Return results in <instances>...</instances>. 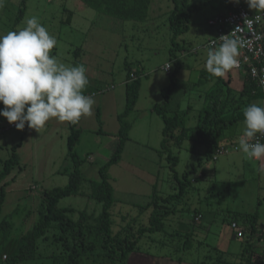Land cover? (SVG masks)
I'll return each instance as SVG.
<instances>
[{"label":"rangeland","instance_id":"1","mask_svg":"<svg viewBox=\"0 0 264 264\" xmlns=\"http://www.w3.org/2000/svg\"><path fill=\"white\" fill-rule=\"evenodd\" d=\"M189 2L194 7L188 30L174 37L167 19L173 8L169 0H151L144 22L108 16L80 0H5L0 8V35L18 31L26 26L28 18L36 17L57 40L50 56L65 66H85L89 84L83 94L95 103L92 115L81 117L78 123L52 118L38 132L27 126L23 130L10 128L0 117V172L8 159L16 156L18 161L9 174L0 176V187L5 184L0 220L5 218L11 224L5 231L0 230V264L7 263L20 245L21 233L38 219L43 193L67 184L73 170L67 148L70 124L79 131L74 151L83 159L78 168L84 178L79 192L90 193V181L99 180L98 169L117 143L127 72L129 78L138 77L140 81L136 104L124 118L131 126L128 140L119 162L107 171L114 199L110 210L112 232L128 221L135 228L146 226L155 196L176 194L179 187L172 174L182 180L186 173L190 183L169 205L172 212L164 219L163 230L146 233L137 244V254L157 258L159 264L168 260L172 264H246V256L241 253L251 218L256 217L253 223L257 229L264 228V157L254 161L242 151H230L216 159H205V146L195 141L196 135L190 130L180 148L170 149L178 157L171 171L167 155L160 148L163 122L153 105L161 103L160 90L171 83L169 75L175 61L179 63L178 78L190 83L201 80L177 105L179 110L190 107L186 127H194L204 102L206 79L201 73L207 72V53L219 48L208 47L213 33L206 22L221 1ZM176 44L184 47L170 50ZM165 64L170 66L169 72L164 70ZM147 205L151 206L145 208ZM100 207L84 195L64 197L57 203L58 209L72 208L69 216L73 219L79 211L98 213ZM196 214L199 218L194 221ZM248 216L251 218L246 221ZM184 227L193 229L190 237L183 235ZM238 230L243 233L241 237L237 236ZM51 234L37 241L34 259L16 264H67L57 244L51 242ZM253 248L250 254L256 260L259 251L255 244ZM94 254L83 256L79 264H100L101 259Z\"/></svg>","mask_w":264,"mask_h":264},{"label":"trees","instance_id":"2","mask_svg":"<svg viewBox=\"0 0 264 264\" xmlns=\"http://www.w3.org/2000/svg\"><path fill=\"white\" fill-rule=\"evenodd\" d=\"M80 1L88 7L108 16L132 22H144L148 18L151 2V0ZM169 1L172 2L173 8L169 12L167 19L172 33L176 37L178 34L185 33L188 30V22L194 4H190L189 0ZM219 1L221 3L217 7V14L215 15L225 14L228 10L232 9L231 5L226 4L224 0ZM21 13L22 9L19 11V17ZM176 47H184V45L176 44L170 50ZM178 68L179 63L176 60L175 67L169 75L171 83L160 90L161 103L153 105V111L161 117L163 122L160 148L167 155L166 160L171 171L174 170V166L178 163V157L172 155L170 149L172 147L180 148L183 141L189 137L190 130H193L196 135L195 141L205 146V159H213L216 150L220 147L217 137L223 128L238 118L236 114L238 109L237 102H251L258 90L261 97L260 89L250 78L246 69L244 87L239 93H234L220 77L209 75L208 77L214 82L204 95V106L198 114L197 123L194 127L187 128L186 116L189 113L190 107L179 110L177 105L186 91L198 86L201 80L194 83L181 80L177 77ZM207 73L203 71L201 77L205 78ZM139 81L138 77L129 78V73L127 72L124 110L118 114L120 126L117 131V143L108 160L98 169L99 180L90 181L91 190L88 194L79 192L84 178L78 172V168L82 165L83 159L79 158L74 151L79 131L74 130L70 124L71 133L67 137V148L69 158L73 164V170L69 173L68 182L63 187L53 188L43 193L38 208V219L27 231L21 233L19 239L20 245L16 252L7 258L6 264H16L27 259H34L33 253L37 248V241L46 240L49 232H52L51 242L57 244L60 252L66 258L67 264H79V260L90 253H95L94 255L101 259L100 264H127L130 254L139 253L137 244L146 233H156L163 230L164 219L172 212V208L169 205L183 195V186L186 183H190L186 173L182 174V180H179L176 173L172 174L173 180L177 182L179 187V191L176 194H169L164 197L155 196L153 205L151 204L154 210L146 226L141 225L135 228L132 221H128L116 233H113L111 230L110 210L114 199L113 189L107 181V171L111 165L119 162L124 144L128 140V131L131 126L124 118L133 110L136 104ZM226 113H231V115L226 116ZM16 158V156H13L4 163L0 176L3 175L4 177L10 173L13 164L18 163ZM4 185L0 187V206L4 201ZM83 195L101 205L98 213L82 210L78 212V217L73 219L69 216L74 211L72 208H57V203L60 199ZM151 205H147L145 208ZM197 217L199 218L196 214L194 221L198 220H196ZM249 218L251 217L248 216L245 220L248 221L250 220ZM251 219L253 221L249 223V227L246 230V242L242 247L241 254L242 256H246V264H261V246L259 242L261 229H257L254 226L255 223L253 222H255L256 217L253 216ZM10 225L5 218L0 220V230L5 231ZM54 230L56 233H54ZM192 234L193 230L183 233V235L189 237ZM183 243L186 244L187 241ZM254 244L259 251L256 260H253L250 254V251H255L253 248Z\"/></svg>","mask_w":264,"mask_h":264},{"label":"clouds","instance_id":"3","mask_svg":"<svg viewBox=\"0 0 264 264\" xmlns=\"http://www.w3.org/2000/svg\"><path fill=\"white\" fill-rule=\"evenodd\" d=\"M245 2L259 13L254 20H247L249 26L264 18V0ZM4 3L0 0V8ZM25 24L18 31L0 35V117L18 130L27 126L38 132L52 118L76 124L81 117L91 116L95 100L83 94L89 84L85 66L59 63L50 56L56 38L34 16ZM223 37L218 49L208 51L205 62L206 71L221 78L239 67L237 57L242 47L238 38H229V34ZM243 117L240 150L249 159L260 160L264 143L257 135L264 136V106L250 104L243 110Z\"/></svg>","mask_w":264,"mask_h":264},{"label":"built area","instance_id":"4","mask_svg":"<svg viewBox=\"0 0 264 264\" xmlns=\"http://www.w3.org/2000/svg\"><path fill=\"white\" fill-rule=\"evenodd\" d=\"M226 4L231 5L232 9L225 14L214 15L207 19V26L213 33V36L208 42V47L220 46L223 42L224 35L229 34V38H238L242 42V47L239 48V67L247 70L250 78L256 83L261 91V106H264V18L256 21L251 26L247 20H254L258 12H250L245 8L240 0L239 3L234 0H224ZM237 27L240 29L232 32ZM164 70L169 72V65H164ZM10 128L15 127L14 124L9 125ZM257 139L264 143V136L257 135ZM230 151H241L239 144H230L229 146H220L216 150L213 159L218 155L227 154ZM255 160V159H254ZM198 217L196 218V220ZM231 227L236 229V224L232 223ZM237 236L241 237L242 232L237 231ZM260 246H261V264H264V228L260 231ZM5 258V256H4Z\"/></svg>","mask_w":264,"mask_h":264},{"label":"crops","instance_id":"5","mask_svg":"<svg viewBox=\"0 0 264 264\" xmlns=\"http://www.w3.org/2000/svg\"><path fill=\"white\" fill-rule=\"evenodd\" d=\"M241 4L247 8L250 12L254 13L256 11L251 10L248 8L247 3L245 0H240ZM217 14L216 12L213 14V16ZM211 31V30H210ZM213 35L210 34V38ZM220 47V46H219ZM215 49V48H214ZM238 58V57H237ZM244 77H245V69L244 68H234L230 70L224 77H220L229 88L232 89L234 93H239L243 90L244 87ZM206 81V87L203 89L204 93L212 86L210 83L212 80L206 76L205 77ZM204 99V97H203ZM238 104V109L236 111L237 114V120L233 121L230 123L227 127L223 128L220 135L217 137V141L219 143V146H229L230 144H239V137L241 136V124L244 119L243 117V110L249 106L252 103H258L261 105V97H260V92L259 90L257 93L254 95V98L251 100V102H237ZM204 106V102L201 104V108ZM231 115V113H226V116ZM240 152V151H239ZM241 153V152H240ZM262 159V158H261ZM260 159V160H261ZM254 160V159H252ZM260 160H254V161H260ZM202 176V175H201ZM185 232L188 233L191 230V228L184 227ZM159 261L157 258L154 257H145L144 254H130L128 257V262L127 264H159ZM164 264H172L168 261H165Z\"/></svg>","mask_w":264,"mask_h":264}]
</instances>
